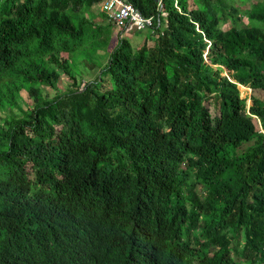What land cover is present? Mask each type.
Listing matches in <instances>:
<instances>
[{
    "label": "trees",
    "instance_id": "1",
    "mask_svg": "<svg viewBox=\"0 0 264 264\" xmlns=\"http://www.w3.org/2000/svg\"><path fill=\"white\" fill-rule=\"evenodd\" d=\"M104 1L0 0V264H264V0Z\"/></svg>",
    "mask_w": 264,
    "mask_h": 264
},
{
    "label": "rangeland",
    "instance_id": "2",
    "mask_svg": "<svg viewBox=\"0 0 264 264\" xmlns=\"http://www.w3.org/2000/svg\"><path fill=\"white\" fill-rule=\"evenodd\" d=\"M102 3L103 2H101V5H102ZM101 5L99 4V6H101ZM100 10H101V7H100ZM96 12H98V10ZM112 31H113V38L109 43V50H112L116 46V44L119 40V35H120L121 29L118 28L117 26H114L112 28ZM122 35L130 38L135 45H136V43L139 45L140 43H142L146 39L145 31H143L140 34H137L136 30L132 29L128 32L124 31V33ZM99 71H100L99 68H95L94 70H88L86 68H83V73L79 77V79H82V82L84 84V82H86V81L94 80L98 76ZM69 84H70V80H68V78L65 76L60 81L61 90H63L65 87L69 86ZM42 89H43L45 96L52 97L55 95V91H52V90L44 88V87ZM240 90L242 93V97L248 98V106H250L252 103L251 96L253 94H258L260 96H263V93L261 91H254L248 87L240 86ZM22 96H23V99L21 100L20 104L23 108H26L27 106H34V100L32 97L29 96L27 91H23ZM257 123H258V126L260 127V121L259 120H257Z\"/></svg>",
    "mask_w": 264,
    "mask_h": 264
},
{
    "label": "built area",
    "instance_id": "3",
    "mask_svg": "<svg viewBox=\"0 0 264 264\" xmlns=\"http://www.w3.org/2000/svg\"><path fill=\"white\" fill-rule=\"evenodd\" d=\"M102 10L107 14L108 20L118 28L128 32L142 30L153 23V17H147L132 3L126 0H105Z\"/></svg>",
    "mask_w": 264,
    "mask_h": 264
},
{
    "label": "clouds",
    "instance_id": "4",
    "mask_svg": "<svg viewBox=\"0 0 264 264\" xmlns=\"http://www.w3.org/2000/svg\"><path fill=\"white\" fill-rule=\"evenodd\" d=\"M122 30V29H121Z\"/></svg>",
    "mask_w": 264,
    "mask_h": 264
}]
</instances>
